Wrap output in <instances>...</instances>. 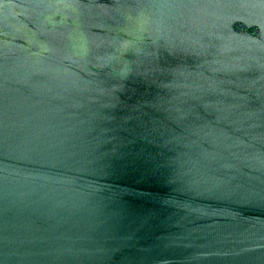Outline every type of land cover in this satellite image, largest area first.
Returning a JSON list of instances; mask_svg holds the SVG:
<instances>
[{
    "label": "water",
    "instance_id": "95a60500",
    "mask_svg": "<svg viewBox=\"0 0 264 264\" xmlns=\"http://www.w3.org/2000/svg\"><path fill=\"white\" fill-rule=\"evenodd\" d=\"M0 264H264V0H0Z\"/></svg>",
    "mask_w": 264,
    "mask_h": 264
}]
</instances>
